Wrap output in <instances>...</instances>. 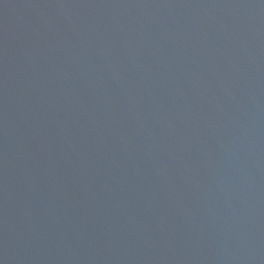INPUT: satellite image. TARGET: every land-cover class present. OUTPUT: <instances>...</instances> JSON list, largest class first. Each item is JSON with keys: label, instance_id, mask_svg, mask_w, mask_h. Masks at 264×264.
I'll use <instances>...</instances> for the list:
<instances>
[{"label": "water", "instance_id": "95a60500", "mask_svg": "<svg viewBox=\"0 0 264 264\" xmlns=\"http://www.w3.org/2000/svg\"><path fill=\"white\" fill-rule=\"evenodd\" d=\"M0 264H264V0H0Z\"/></svg>", "mask_w": 264, "mask_h": 264}]
</instances>
